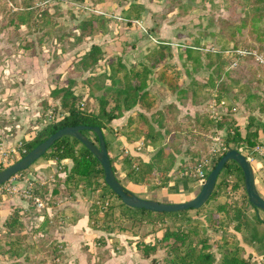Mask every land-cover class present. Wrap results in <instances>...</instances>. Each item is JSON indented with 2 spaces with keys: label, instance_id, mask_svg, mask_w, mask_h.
I'll list each match as a JSON object with an SVG mask.
<instances>
[{
  "label": "rangeland",
  "instance_id": "1",
  "mask_svg": "<svg viewBox=\"0 0 264 264\" xmlns=\"http://www.w3.org/2000/svg\"><path fill=\"white\" fill-rule=\"evenodd\" d=\"M45 1L47 0H0V61H5V58L9 53L10 55H19L17 54V49L13 50L17 45L13 44V47L5 48L3 43L6 40L11 41V43L18 40V42L21 43V47L32 45L33 48H36L38 43L39 46H45V50L40 49L39 53L40 55H45V61H54V64H56L57 87H60L62 84L67 86L68 79L74 78V81L76 82L74 92L81 98L83 103L82 108L97 112V101H94L93 98H89L85 79L89 77L90 72L97 74L100 71L103 73L104 70L107 69L110 58H108V56L103 57L100 65L98 64L97 67L92 70L90 69L88 72H78L77 68L80 62L79 60L91 50L92 45H95L90 43H93L97 39L96 43L99 44L98 37L100 34L93 36L91 39L85 38L81 41H77L79 36V25L85 19L97 15L87 11H75V9L69 4L72 0H50V3L41 5ZM131 1L134 0H113L109 2L111 4L109 9L106 4L99 5L93 2H88L86 4L93 8L99 7L100 9L121 15L125 8L127 9ZM136 1L144 3L146 8L147 12L143 24L145 28L148 29V32L156 40L165 41L173 45L168 46L171 50L170 53L172 57L167 63L168 65H173L176 73H180V75L184 77L183 87L186 88L188 85L193 86V81L200 83L199 85L196 84L193 86L197 92L196 98L192 100L189 98L185 99L186 101L182 103L183 105H192L193 110H189V114L180 119L177 118V115L176 118L175 115H172V117H174L173 131L175 132V139L172 143L174 144V152L177 153L176 163L180 162L178 165V171L176 172L178 173L179 179L182 178L181 172L186 167L212 156L211 152L213 147H215L213 138L218 136L219 130H211L209 133L205 134L200 131V121H203V119L205 120L206 117H210L211 119L217 120L224 118V122L227 123L234 119L238 123L242 110L247 113L242 105L243 101L238 98V92L233 88L234 84L240 83V85H247L252 90L264 93V64L260 62L264 61V42H261L255 34H251L249 30L250 28L243 30L239 37H233L231 34L234 32L233 27L235 24L245 26L248 23H252V21H256L257 10L253 7L252 3H249V0H229L230 6L233 5L236 7L235 18L231 21L230 11L227 9L225 0H178V2L176 0ZM103 19L106 20V23L104 24L105 28H107L108 24L111 22L116 23V26H125L117 21H110L106 18ZM23 20H25V23L29 27V32L27 33V30L24 29V36H20L19 32H17V28L21 25ZM126 27H129L134 33L139 32L144 40L148 42L149 46L151 43H154L147 35L142 33L137 25L131 24ZM7 28L12 29L9 30L10 32H7L5 31ZM31 29H34V35L31 33L32 31H30ZM159 30L161 31V35ZM29 34H31L32 37H28ZM33 36H35V38H33ZM220 37H225L233 41L230 47L231 49L234 48L232 52L235 53V57L230 60H224L238 61L235 63L236 66H233L235 67L234 69H236L232 77L233 81L230 77H227L218 71L215 66L213 68L207 66L209 61H211L207 53L199 51L197 52L198 55L194 56L193 60L187 58V46L199 48L204 44V47L208 49L220 50L221 46L217 43L218 39H221ZM70 46H76L78 52L75 53V51H73L67 53L66 50ZM36 51L37 50H35V52ZM113 52L115 53V50ZM23 57H25V54ZM23 61L32 60L26 58ZM26 70L27 68H21L22 73L27 75L28 70ZM5 71H9V73L4 74L2 71L3 73L0 74V79L15 77L13 75L17 74V70L13 68H7ZM156 76L157 75L154 74L152 83H154ZM6 80L10 81L9 79ZM222 83L224 86H221ZM152 85L153 91L155 88L157 89L156 82ZM3 87L4 86H0V143L3 139L15 136L16 129L13 126L14 120L12 118L14 113L10 112L12 115L6 114V111L10 107L19 106L18 100H15L12 97L3 100L1 97V91H4ZM224 88L227 89V91H225ZM157 92L163 95L160 88ZM101 94L102 93L99 94L98 92L95 93V96L99 97ZM224 98L227 99L226 102L223 101ZM40 104L41 109L39 110V114L42 115V120L48 118V121L44 124L45 126L60 119L64 115V110L61 109L58 101L54 102L52 106H48L46 101H42ZM121 128L122 127H112L105 131L106 138L109 142L108 148L111 150V158L116 167V176L118 179L122 176L121 174L124 171L123 162L127 157H134L136 160L150 161L154 155L153 149H143L141 141H130L128 138L129 136L123 133L124 130H121ZM39 132H37L36 135ZM122 133L125 135H122ZM162 135L165 138V143H171L168 141L169 138L165 131L162 132ZM223 135V137H226V134ZM121 136H123L124 141L126 139V141L130 143L129 146H126L125 143L123 146L122 143L118 142V139L121 138ZM87 139L93 143L95 149L99 148V143L96 141V136L94 134H89ZM21 141L25 143L24 140H20L19 142ZM19 142L14 146V151L18 153V156L12 149H10V152L8 151L4 153L3 158L0 157V171L10 167L24 157L20 153L18 147ZM44 162H46V160H40L39 163L41 164ZM35 165L29 170L24 171L20 177L32 179L33 176H39L36 170L37 166ZM50 176L48 177V180L46 179V184L44 178L43 180L39 178L40 180L34 183L37 191L42 188L41 193L43 194L44 199L40 195L39 196L49 205H53L49 200V196L45 194L47 189H52V186L49 188V185L47 184L51 183L52 185L59 186V181L62 179L56 175L54 179ZM64 177L65 176H63V179ZM121 180L125 183L124 178H121ZM235 182L236 179L231 178L230 185L224 189L222 196L217 199L216 202L210 203L204 211L199 214H194V217L202 222L205 234L209 237L211 243L215 244L220 242L223 237H234L241 245L244 251L243 257L245 259L249 260L250 263L253 262L251 260L253 255L249 254L248 248L246 251V244H250L255 249V252L258 253L257 258L254 259L255 263L252 264H264V226H261L254 221L255 215H258L259 219L264 221V212L261 210L256 212L250 208L247 213L248 222L241 227L242 233L234 231V227L238 222H234L233 220L239 211L241 213L244 198L243 189L237 191L233 189ZM195 189L196 192H194L193 199L201 190V188H194V190ZM13 197L16 198L18 196L0 197V201L5 202L3 199H11ZM98 202L99 204H97ZM94 203L97 208H100L102 212H104L110 207L111 201H105V203L95 201ZM106 203H108V206H105ZM31 204L32 203H30L29 206ZM218 205H226L229 207L228 210H230L228 217L224 216V214L221 215V217L225 219V223H223L222 228L218 232H215L211 228L209 219H211V215L215 213L216 206ZM37 213L41 215L47 214V210H38ZM112 216L117 227L122 224L129 230L128 233L125 232L119 234H130L129 236H131L134 229L138 228V226L132 228L131 224L122 223V221L119 220V210H117V208L113 211ZM4 224L5 223H0V264H99L100 262H103L104 259L109 261L108 264H154V259L156 261L155 264H166L165 260L167 256L165 251L160 250L157 252V255L151 257L149 260H144L142 256H139L142 255V253L136 247L137 242L143 241L151 244L156 243L157 233L155 231L163 230L164 228L162 226L156 227L144 225V229L141 227V230H143L148 237H143L142 234L139 233L140 238L138 237L130 240L124 238L126 235H121V241L123 240L124 243L122 247L120 244L115 246L116 244H113L115 239H113L112 247L106 252L108 254L112 253L109 259H106L104 256L105 254L99 253L98 245L96 248L88 246V243H91L90 240L84 242L81 249L87 253V257L80 255V248L76 246L71 249L60 248L61 254L58 260H56L54 257L57 255L52 253L51 247L53 242H57L54 240L53 236V231L56 228H46L42 232H36L40 225L39 221H36V223H26L25 232L22 234V236L25 237L24 253L21 258H11L2 253L4 250L2 245L5 243L6 232ZM158 233L163 234V231ZM118 239L120 240V238ZM91 248L93 249L92 251L89 250ZM212 252L216 255L215 264H219L221 258L217 253V249H212Z\"/></svg>",
  "mask_w": 264,
  "mask_h": 264
},
{
  "label": "trees",
  "instance_id": "2",
  "mask_svg": "<svg viewBox=\"0 0 264 264\" xmlns=\"http://www.w3.org/2000/svg\"><path fill=\"white\" fill-rule=\"evenodd\" d=\"M72 1L76 3L93 2L99 5L106 4L109 9L111 5L109 2L113 0ZM176 1L178 2V0ZM225 3L227 4V9L230 11V20L232 21L236 15V7L230 6L229 0H225ZM249 3H252L253 7L257 10V20L245 26L235 24L233 27L234 32L231 34L233 37H239L243 30L250 28V33L255 34L261 42H264V0H249ZM146 12L144 3L134 0L130 2L127 9L121 15L126 19L144 21ZM105 23L106 20L100 16H91L85 19L79 25L77 41L85 38L91 39L93 36L104 32L106 29L104 27ZM21 25H27L25 20L22 21ZM220 38L217 43L221 46V53H207L211 60L207 66L209 68L215 66L218 71L230 77L233 81L232 77L236 70L233 66H236L235 63L238 61H224L235 57V53L232 52L234 48L231 49L230 47L233 41L225 37ZM168 46L151 43L145 57V61L148 63L141 62L128 68L123 63L122 58L117 57L107 66V69L103 73L100 71L97 74L90 72L89 77L85 79V85L88 87L89 98L97 101V112L82 108V100L74 92V87L76 86L74 78L68 79L67 86L57 87L52 90L50 97L60 103L61 109L64 110V115L60 119L46 125L33 139L28 142L25 141L24 147L27 153H30L52 135L67 127L100 128L105 136L112 169L116 176V167L111 158V150L108 148L109 142L105 131L111 129L112 122L122 118L124 112L140 108L141 112L135 118H130L127 126L122 130H124L123 133L129 136L130 141H141L144 150L153 149L154 155L150 161L127 157L123 162L126 176L124 181L143 185L152 190H166L169 194H177L180 191L189 194L193 193L195 181L191 178H179L174 185H170V175L176 164V154L173 149L174 144L172 143L175 139V132L173 131L172 124L167 125L166 131L172 138L169 140L171 143L166 144L165 138L159 129L165 128L166 123H170L173 120L171 115L174 114L176 108L168 106L166 107V112L160 111L159 97L149 90L152 77L156 74L157 81L163 84L170 92L177 93L179 97L184 95L180 73L177 74L174 66L167 63L172 57ZM204 46L203 44L201 47ZM197 52L199 51L186 48L189 60H193L194 56L198 55ZM105 56L106 50L103 47L92 45L91 50L79 60L78 72H88L90 69H94L98 64L100 65ZM156 69L158 70L155 73L154 70ZM193 82L194 85L200 84L195 81ZM193 86L191 85L189 90L194 95H197ZM221 86H224V84L222 83ZM233 88L238 92V98L243 101L242 105L245 111L250 114L248 124L242 129L234 119L227 123L224 122V118L217 120L206 117L205 120L203 119V121L199 122L201 124L200 131L207 134L214 129L219 131L225 130L226 137L224 141L227 149L239 150L243 147L242 154L247 157L252 153L254 148L261 145L259 137L260 133L264 132V122L259 121L254 114L258 112L264 115V93L252 90L249 86L240 85V83H235ZM98 92L102 94L96 97L95 93ZM223 101L226 102L227 99L224 98ZM147 113H153V118L158 117V119H155L153 122ZM91 133L95 135V133L88 130L82 132L85 137H88ZM123 133L122 135H125ZM96 141L99 143L97 136ZM224 155L225 153H217L215 156H212L211 168L207 173V177ZM40 160L55 162L57 164H60L64 160H71L73 162V167L70 171L67 168L60 171L65 172V177L59 181V186L55 185L53 192L57 191L59 193L60 186L63 185L67 195L70 197H73L75 192L83 190L88 200H92L93 202L101 201L105 203V201H111L110 207L104 212L93 205L89 214V224L93 229L109 234L129 232L124 225L121 224L117 227L114 223L112 214L116 208L119 210V220L122 223L131 224L132 228L138 226L132 234L136 237H139L141 227L144 225L162 226L163 230L155 231L156 233L163 231L162 237L156 239V243L151 244L143 241L136 243L137 249L146 260L157 255L158 251L163 250L167 256L165 260L166 264H215L216 255L212 252V249L216 248L221 258L219 264H252L243 257L244 251L236 238L223 237L220 242L213 244L210 242L209 237L206 236L202 222L194 217V214L204 211L210 203L216 202L222 196L224 189L230 185L231 178L236 179L233 189L235 191L243 189L244 191L243 209H241V213L240 211L238 212L233 220L234 222H238L234 227V231L242 233L241 227L248 222L247 213L250 208L258 212L249 202L243 171L235 162L226 164L218 178L215 191L201 209H192L179 213H154L124 205L121 199L106 185L105 172L98 158L74 137L66 136L58 140ZM251 166L253 168L252 164ZM23 173L21 172L19 175ZM118 181L124 187L122 180L118 179ZM124 189L129 194H132L125 187ZM40 190L37 191V194L44 199L41 193L42 188ZM45 194H48V189L45 191ZM152 201L156 200L152 199ZM228 208L226 205H218L216 206L215 213L211 215L209 223H211V228L215 232H218L222 228L223 223H225V219L221 215L229 216L230 209L228 210ZM34 211L35 207L32 204L30 205V211L23 216L19 214L18 210H15L5 222V243L2 245L4 248L2 253L4 255L11 258L22 257L25 250V237L22 236L26 229L25 224L36 223L39 216L43 217V220L36 232H42L46 228H55L53 223H49V218L46 214L41 215ZM254 221L264 226V221L259 219L258 215L254 216ZM67 224H73V221ZM96 243L98 246L104 247L106 240L105 238H101ZM51 247L52 253L57 255L54 259L58 260L61 254L60 250L64 245L53 242ZM153 263H156L155 259Z\"/></svg>",
  "mask_w": 264,
  "mask_h": 264
},
{
  "label": "crops",
  "instance_id": "3",
  "mask_svg": "<svg viewBox=\"0 0 264 264\" xmlns=\"http://www.w3.org/2000/svg\"><path fill=\"white\" fill-rule=\"evenodd\" d=\"M28 28L29 27L27 25H20L17 28L18 29L17 32H19L20 36H24L25 34L24 29H26L28 33L29 32ZM10 29L12 28H7L5 29V31L8 32ZM30 31H32L31 33L33 34L34 29H31ZM160 35H161V31H160ZM35 36H33V38H35ZM28 37H32V35L29 34ZM98 38H99V44L96 43L97 39L93 43L91 42L90 44L101 46L106 50V56L110 58L108 65H110L112 61L117 57L122 58L123 63L128 68L138 63L146 62L145 57L148 53V42L144 40V38L139 34V32L134 33L129 29V27L122 25L116 26V23L111 22L108 24V27L104 30V32H101L99 34ZM3 44L5 45V48H11L13 47L12 46L13 44L17 45L15 46V48H13V50L17 49L18 50L17 54L19 55H15V54L10 55L9 53L6 56L5 61H0V74H2L3 72L4 74L9 73V71H5V69L7 68H13L17 70V74L13 75L15 77H6L0 79V86H4L3 87L4 91L3 90L1 91V97L3 98V100L12 97L15 100H18L19 106L10 107L6 111V114L12 115V113L10 112L14 113V116L12 118L14 120L13 126L16 129V134L15 136H11V138L9 137L8 139H3L2 142L0 143L1 158H3L4 153L8 152L10 149L14 151L15 150L14 146L17 145V142H19L20 140H24L27 142L30 141L31 139H33V137H35L37 132H39L40 130H42V128H44L45 126L44 124L48 121L47 120L48 118L46 119L44 118L42 120L41 118L42 115L39 114L40 113L39 110L41 109L40 102L46 101L48 106H52V104H54V102L56 101L53 100L50 97V95L52 90H54L58 86V84L56 85V80H57L56 64H54V61H45V55L43 54L40 55L39 53L40 49L45 50V46H39L38 43L36 48H33L32 45L21 47L20 45L21 43L18 42V40H15L14 43H11V41L6 40L4 41ZM35 50L37 51L35 52ZM114 50L115 53L113 52ZM66 51L67 53H71L73 51H75L76 53L78 52V49H76V46H72V47L70 46L69 48H67ZM24 54L25 57H23ZM26 58L32 61H23ZM21 68L22 69L27 68L28 70L27 75L22 73ZM157 70L158 69L154 71L156 72ZM6 79H9L10 81H7ZM155 79H154V83H152L153 81L151 80L149 90H151V92L155 93L159 97L160 111L166 112L167 111L166 107L174 106L176 110L173 115H175V118L177 115V118L180 119L181 117H184L185 115L189 114L188 113L189 110H193L192 105L182 104L183 102L186 101L185 99L189 98L190 100H192L196 98V95H194L193 92L189 90L190 85H188L186 88L183 87L184 77L181 76L182 89L184 90V95L180 97L177 93L170 92L163 84H160L157 81V76ZM155 82L157 89L155 88L153 91L152 84H155ZM63 86H65V84L60 85V87ZM159 88L163 92V95L157 92ZM139 111L141 112L140 108H136L132 111L124 112L123 117L118 120H114L111 126L122 127L121 128L122 130L123 126L124 127L127 126L129 119L135 118ZM152 114L153 113H147V115L150 116L149 118L154 122L155 119H158V117L153 118ZM249 115H250L249 113H245L242 110L238 122V125L242 129L248 124ZM254 116L259 121L264 122V115H261L258 112H256ZM172 119L173 120L170 123H166L165 125L166 127L164 126L165 128L159 129V127L155 123L154 125L159 130H161V132L165 131L167 133L166 131L168 127L167 125L172 124L174 126V117ZM223 134H226L225 130L218 131V135H223ZM167 136L169 140L172 138L168 133ZM259 139L261 145L258 146L264 145V132L260 133ZM118 142L122 143L123 146L124 143L126 144V146L130 145V143L126 141V139L125 141L123 140V136H121V138L118 139ZM175 154L177 157V153ZM39 162L40 160L35 165L37 166L36 170L39 176L36 175V177L33 176L32 178H34L37 182L40 180L39 178H41L42 180L44 178L45 184L50 175H51L50 177L53 179L56 175L63 180V176H65V172H60V171L63 170L64 168H67V170L70 171L73 167V162L71 160H64L60 164L50 161H46L41 164ZM179 164L180 162H177L175 164V167L170 175L171 176L170 185H174V183L178 180V173L176 172L178 171ZM251 164L253 165L255 184L257 190L261 195V197L264 199V160L258 157L257 155H255V160ZM121 175L122 176L120 177L125 179L126 176L124 171L122 172ZM47 185H49V188L52 186L51 187L52 189L50 190L48 189L47 196H49V200L53 203V205L48 204L49 208L47 209L46 215L49 218V223H53L54 227L56 228L53 231L54 240L57 241L58 243H62L64 245L63 248L71 249L78 246L80 248L79 254L87 257V253L81 250L84 242L91 240V243H88V246H93L96 248L97 247L96 241L98 239L105 238L106 245L104 247L99 246V253L105 254L104 256L106 257V259H109L112 253L108 254L106 252L109 248L112 247L113 239H115L113 241V244H116L115 246H118V244H120L121 247L123 246L124 243L123 240L121 241V235H126V234H119V233L109 234L101 230H95L90 226L89 214L92 210L94 202L92 200H88L83 190H79L75 192L73 197H70L67 195L63 185L60 186L59 193H57V191L53 192L55 185H52L51 183H48ZM123 185L129 192H131L136 196L139 195L138 197L142 199H148V200L155 199L157 202H161V203H184L187 202L188 200H192L194 196V192H196L195 189L194 192L191 194L186 193L184 191H180L177 194H169L166 190H152L146 186L138 185L132 182H125ZM3 200H5V202L0 201V223H5L15 210H18L21 216L25 215L30 211L29 204L24 202L19 197L16 198L13 197L11 199L5 198ZM34 212H38V210L35 209ZM42 220L43 217L41 216H39V218L37 219L39 223H41ZM70 221H73V224H67L70 223ZM144 228L145 227H143V229ZM140 233L142 234L143 237L146 236L143 230H141ZM161 234L162 233H157L156 238L160 239L162 237ZM129 235L124 236V238L130 240L138 238L132 234L131 236ZM118 238H120V240ZM247 248L249 254L253 255V257L251 258V260L253 261L252 263H255L254 259L257 258L258 253L255 252V249L250 244L249 245L246 244V251ZM89 250L92 251L93 249L91 248ZM139 256L143 257V255H139ZM108 262H109L108 260L104 259L103 262H100L99 264H108Z\"/></svg>",
  "mask_w": 264,
  "mask_h": 264
},
{
  "label": "water",
  "instance_id": "4",
  "mask_svg": "<svg viewBox=\"0 0 264 264\" xmlns=\"http://www.w3.org/2000/svg\"><path fill=\"white\" fill-rule=\"evenodd\" d=\"M86 130L95 133L99 140V148L95 149L93 143L88 140L87 137L83 136L82 132ZM66 136L78 139L98 158L105 172L106 185L127 207L143 209L154 213H179L192 209L199 210L207 203L215 191L218 178L226 164L229 162H235L243 171L245 189L250 204L257 210L264 212V199L257 190L251 163L247 157L241 154L238 150L230 149L225 153L223 158L216 164L215 168L209 174L206 183L200 190V193L194 199L184 203H158L152 200L141 199L134 194H129L124 189L113 172L103 131L100 128L92 127H67L58 131L37 146L33 151L25 155L21 160L0 171V186L7 183L19 173L29 170L52 148L58 140Z\"/></svg>",
  "mask_w": 264,
  "mask_h": 264
},
{
  "label": "built area",
  "instance_id": "5",
  "mask_svg": "<svg viewBox=\"0 0 264 264\" xmlns=\"http://www.w3.org/2000/svg\"><path fill=\"white\" fill-rule=\"evenodd\" d=\"M50 3V0L45 1L41 5H46ZM69 4L75 9V11H87L89 13L95 14L97 16L106 18L110 21H117L119 23H122L125 26H129L131 24L137 25L142 33L147 35L156 45H169L173 46L170 43L164 42V41H158L156 40L149 32L148 29L145 28L143 21L139 20H130L122 17L119 14L109 12L104 9H100L99 7L93 8L90 5H87L86 3H76L73 1H70ZM190 48L196 51H200L202 53H221L218 49H208L206 47H186ZM264 64V61H260ZM223 135H218L217 137H214V143L215 147H213L211 155L215 156L217 153H226L228 151L225 141H224ZM18 147L20 150V153L24 156L27 155V151L24 148V143L21 141L18 143ZM244 148L241 147L238 151L242 154ZM14 153L18 156V153L14 151ZM20 155V154H19ZM255 155L262 158L264 160V145L257 146L252 153L247 156V159L250 163L254 162ZM212 156L205 158L201 160L200 162L190 165L186 167L181 172L182 178H191L194 182V188H202L207 180V173L211 168L212 163ZM21 175V174H20ZM20 175H16L11 180H9L7 183L0 186V197L4 198L6 196H18L20 197L24 202L30 204L32 203L36 210H44L48 209V203H46L39 195L36 194V186L34 182H37L34 178L26 179L25 177H20ZM22 176V175H21ZM99 204V202L97 203ZM105 206H108V203H106Z\"/></svg>",
  "mask_w": 264,
  "mask_h": 264
}]
</instances>
